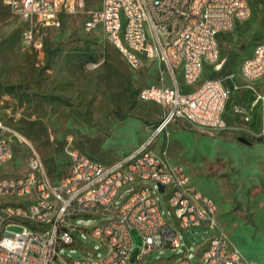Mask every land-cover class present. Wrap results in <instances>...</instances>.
I'll use <instances>...</instances> for the list:
<instances>
[{"label": "built area", "instance_id": "1", "mask_svg": "<svg viewBox=\"0 0 264 264\" xmlns=\"http://www.w3.org/2000/svg\"><path fill=\"white\" fill-rule=\"evenodd\" d=\"M20 20L22 43L43 45L44 34L62 15H78L88 0H0ZM251 0H100L89 9L84 29L102 28L134 68L148 61L162 64L169 85L151 84L139 91L144 102L164 107V117L150 138L130 152L106 161L72 142L66 148V167L52 173L34 141L22 130L0 120V264H142L163 248L180 249L175 264H248L231 246L217 220V203L200 191L181 166H168L151 148L155 136L175 120L196 126H219L230 90L220 79L196 82L206 64L220 56L218 39L251 12ZM241 73L248 79L264 75V40L244 59ZM186 87V88H185ZM22 169L24 172L21 173ZM126 193L118 195L125 187ZM164 190H161V186ZM166 196L171 223L156 193ZM100 217L87 229L80 218ZM214 225L217 234L190 255L184 233ZM11 226L22 228L19 232ZM87 230L101 244L83 247L87 258L64 255L74 246V231ZM140 238L135 250L133 232Z\"/></svg>", "mask_w": 264, "mask_h": 264}, {"label": "rangeland", "instance_id": "2", "mask_svg": "<svg viewBox=\"0 0 264 264\" xmlns=\"http://www.w3.org/2000/svg\"><path fill=\"white\" fill-rule=\"evenodd\" d=\"M99 1L88 0L85 13L62 15L57 26L46 30L43 45L32 49L22 43L18 16L0 1V120L26 133L55 174L66 167L70 142L111 161L148 140L165 114L161 104L139 98L145 86L172 82L162 64L148 61L134 68L102 28L84 29L89 9ZM250 8L246 19L219 35L218 61L206 64L193 84L180 80L190 90L206 79L223 81L230 97L221 124L196 126L175 120L154 137L151 148L168 166L183 167L196 187L216 200L217 220L227 239L236 235L245 251L264 256V138L255 143L244 139L264 137V75L248 79L241 73L244 59L264 40V0H251ZM156 197L172 223L166 196L157 192ZM101 220L92 216L78 219L77 224L91 229ZM217 232L214 225L186 231L190 255L199 257L202 246ZM74 234L76 244L60 248L64 255L87 258L83 247L99 249L97 255H103L90 232L78 229ZM133 235L139 250L140 238L135 231ZM184 251V247L158 249L142 264H175ZM192 259L199 264L195 256Z\"/></svg>", "mask_w": 264, "mask_h": 264}, {"label": "crops", "instance_id": "3", "mask_svg": "<svg viewBox=\"0 0 264 264\" xmlns=\"http://www.w3.org/2000/svg\"><path fill=\"white\" fill-rule=\"evenodd\" d=\"M209 196H211V195H209ZM217 216H218V210H217ZM219 226H220V224H219ZM223 233H224V231H223ZM228 240H229L231 246H233L235 249H237L240 252V254H241V256L245 262H247L248 264H264V256L257 254V253H250V252L245 251L238 236L234 235V239L230 238Z\"/></svg>", "mask_w": 264, "mask_h": 264}, {"label": "trees", "instance_id": "4", "mask_svg": "<svg viewBox=\"0 0 264 264\" xmlns=\"http://www.w3.org/2000/svg\"><path fill=\"white\" fill-rule=\"evenodd\" d=\"M264 137H255V136H244V139L248 140L251 143H255V142H261L263 141ZM52 172V171H51ZM53 173V172H52Z\"/></svg>", "mask_w": 264, "mask_h": 264}, {"label": "water", "instance_id": "5", "mask_svg": "<svg viewBox=\"0 0 264 264\" xmlns=\"http://www.w3.org/2000/svg\"><path fill=\"white\" fill-rule=\"evenodd\" d=\"M161 190H164V186L163 185L161 186Z\"/></svg>", "mask_w": 264, "mask_h": 264}]
</instances>
